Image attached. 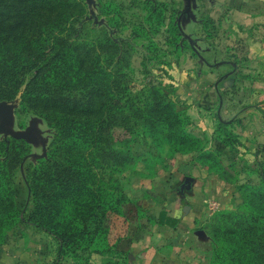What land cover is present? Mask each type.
Returning a JSON list of instances; mask_svg holds the SVG:
<instances>
[{"label": "trees", "instance_id": "16d2710c", "mask_svg": "<svg viewBox=\"0 0 264 264\" xmlns=\"http://www.w3.org/2000/svg\"><path fill=\"white\" fill-rule=\"evenodd\" d=\"M84 9L83 0H0V101L19 98V127L25 126L26 115L34 114L53 130L46 154L29 163L26 139L0 138V246L17 224L25 222L56 239L51 264H59L66 253L73 258L82 251L104 253L110 250L107 214L137 222L145 210L124 192L116 176L109 174L97 185L85 152L106 169L129 173L130 181L140 173L139 164L154 175L170 161L171 153H195V161L234 182L243 207L216 211L204 226L212 240L210 264H264V165L258 167L261 180L256 186L248 178L240 182L226 175V165L219 158L216 162L214 152L192 149L197 138L178 132L170 117L161 114L163 103L179 120L161 88H149V102L142 106L141 100H122L121 91L131 88L129 43L110 38L107 31L102 39L86 42ZM68 114L95 116L97 121L90 130ZM134 125L145 129L157 158L136 153L129 138L114 137V127L127 132ZM232 126V120L212 122L210 133L220 151L237 153L244 147ZM165 146L171 153L163 158ZM209 158L217 170L207 165ZM21 167L32 199L26 215L15 188ZM228 167L234 168L232 163Z\"/></svg>", "mask_w": 264, "mask_h": 264}, {"label": "crops", "instance_id": "0c3cea01", "mask_svg": "<svg viewBox=\"0 0 264 264\" xmlns=\"http://www.w3.org/2000/svg\"><path fill=\"white\" fill-rule=\"evenodd\" d=\"M184 14L180 27L195 40L206 63L188 70L184 88H176L175 98L190 115L193 127L209 131L215 118L234 120V132L246 147H264V4L262 0H178ZM183 11V10H182ZM211 17L226 34L220 46L202 36L199 14ZM242 46L245 63L238 68L226 48ZM201 49V50H200ZM226 52V54H225ZM208 65H212L210 68ZM245 77H241V75ZM245 78V79H244ZM15 101H0V138L24 136L30 147L27 158L36 160L46 154L53 130L36 116L26 115L19 127ZM209 132V133H208ZM197 133V132H196ZM224 163L239 160L240 152L226 148ZM195 153L178 154L149 175L143 165L131 179L129 196L145 210L137 222L109 212L106 216L110 250L104 253L78 252L64 257L60 264H210L212 240L204 226L219 210L232 209L239 193L230 182L194 160ZM31 161V160H30ZM225 165V164H223ZM241 182L247 178L237 170ZM216 201L211 210L207 202ZM53 238L28 225L24 236L10 240L0 250V264H51L55 259Z\"/></svg>", "mask_w": 264, "mask_h": 264}, {"label": "rangeland", "instance_id": "374dc122", "mask_svg": "<svg viewBox=\"0 0 264 264\" xmlns=\"http://www.w3.org/2000/svg\"><path fill=\"white\" fill-rule=\"evenodd\" d=\"M262 3L264 4V0H262ZM83 4L85 8L83 16L86 29L82 36L86 38V42H89L92 37L102 39L104 32L107 31L110 38L125 40L129 43L127 51L131 56L128 61L130 68L128 75L131 80V88L126 91H121L122 100H125L127 103H134L141 100L138 104L142 106L145 102H149L148 99H145V95L149 93V88H161L164 94L173 102L174 112L178 114L180 122L178 119L176 120V117L173 118L172 112L168 108H164L165 105L163 103L160 104L161 114L170 117L173 127L178 132L185 131L197 138L196 142L192 144V149L199 151L206 149L214 152V157L215 159L217 158V161H215L218 162L219 158L226 165V175L233 174L235 177L237 170H240L252 181L253 185L260 184L261 176L259 175L258 167L259 165H264V147H260L259 145L257 148L255 146L252 148L250 146L246 147L241 140L244 147H238V152H240L238 156L239 160L235 163L233 161H229L228 164L224 163L223 154L225 152L223 153L220 149L216 148L215 144H211L207 134L202 133V131L198 132L196 129L199 127H193L190 115L176 101L175 90L176 88H184L185 84H187L185 81L188 79V70L191 68V65L198 72L201 67L199 64L206 63L201 51H199L198 45L195 44V40L186 35L180 27V17L184 14V8L178 3V0H83ZM201 14H199L201 16L199 23L202 28L200 30L202 36L204 39H211L213 41V47H219L220 42L224 38L226 39V32L222 33L219 31V25L211 17ZM220 48L223 50L226 48L227 53L231 50V53H228V55L230 60L238 68L245 63V59H243L245 58V53L241 45L234 42L231 46L221 45ZM211 66L208 65L209 68ZM241 77L243 78L245 75L243 74ZM13 101L16 103V109L19 98L17 97ZM68 115L79 120L84 124L85 128L90 130L97 121L95 116ZM29 116L37 117L34 114H29ZM232 121L234 123V120ZM232 127L234 128V125ZM112 131L114 137L117 139L123 137L129 138L132 141V147L136 153H149L156 158L158 157L156 151L150 147V139L144 128L134 125L132 131L126 132L123 127H114ZM235 134L238 135L237 133ZM91 136L96 137L94 132L91 133ZM38 148L32 147L31 150L35 152ZM170 153L168 147L165 146L163 149V158ZM85 155L88 161L86 166L94 173L97 185L100 184L98 182L100 179L108 180L110 175L116 176L121 188L128 194V186L130 183L129 173L106 169L91 160L92 156L90 153L85 152ZM171 155L169 157L170 160L178 155V153H171ZM34 161L32 158H26L25 162L29 163ZM205 162L208 166L210 165L211 170H217V167H215L217 166L216 162L212 161L211 158L205 160ZM230 163L234 166L233 170L231 169L232 171L228 167ZM142 165L139 164L138 169ZM22 168L16 173L15 188L17 202L22 207L23 214L26 215L32 209V199ZM237 204L232 209L243 210L240 203ZM26 226L28 224L25 222L17 224L8 233L6 243L24 236ZM38 230L44 232L41 229ZM50 236L56 243V255L58 244L56 239L52 235ZM103 246L104 242L99 243L100 248H103ZM2 248L3 245L0 246V250ZM68 256L72 257L68 253L59 257L58 263L60 264V261Z\"/></svg>", "mask_w": 264, "mask_h": 264}, {"label": "built area", "instance_id": "2783aa9c", "mask_svg": "<svg viewBox=\"0 0 264 264\" xmlns=\"http://www.w3.org/2000/svg\"><path fill=\"white\" fill-rule=\"evenodd\" d=\"M208 207L215 212L217 209V202L216 201H208L207 202Z\"/></svg>", "mask_w": 264, "mask_h": 264}, {"label": "water", "instance_id": "95a60500", "mask_svg": "<svg viewBox=\"0 0 264 264\" xmlns=\"http://www.w3.org/2000/svg\"><path fill=\"white\" fill-rule=\"evenodd\" d=\"M11 136H14V137H20V138H24V139H26L24 136H16V135H11ZM26 141H27V139H26ZM28 142V141H27Z\"/></svg>", "mask_w": 264, "mask_h": 264}]
</instances>
